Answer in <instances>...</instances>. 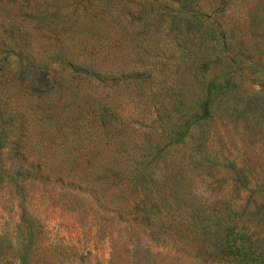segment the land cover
Here are the masks:
<instances>
[{"label": "trees", "instance_id": "16d2710c", "mask_svg": "<svg viewBox=\"0 0 264 264\" xmlns=\"http://www.w3.org/2000/svg\"><path fill=\"white\" fill-rule=\"evenodd\" d=\"M234 1L0 0V179L58 169L138 212L174 203L185 228L214 233L208 254L261 261L254 232L231 222L239 211L199 190L204 175L248 188L221 117L264 108L258 9L235 13ZM243 82L259 94L239 101ZM7 146L18 167L3 163Z\"/></svg>", "mask_w": 264, "mask_h": 264}, {"label": "rangeland", "instance_id": "374dc122", "mask_svg": "<svg viewBox=\"0 0 264 264\" xmlns=\"http://www.w3.org/2000/svg\"><path fill=\"white\" fill-rule=\"evenodd\" d=\"M249 6L257 7L261 20L254 37L264 38V0H235L231 8L238 13ZM258 88L243 82L238 100L254 98ZM234 99L231 94L229 100ZM218 110L220 114L222 109ZM238 112L222 113L220 127L226 129L225 147L232 157H238L237 166L248 162L249 189L236 192L223 176L204 175L199 190L207 195L219 191L226 197L232 210L239 211L230 218L235 231L250 228L257 245L264 249V108ZM1 158L14 167L21 162L9 146ZM226 167L229 169V162ZM17 174L22 181L17 184L7 181L5 174L0 179V264H264V258L248 263L215 251L208 254L201 244H211L214 233L198 235L185 228L187 218L178 214L174 203L157 201L143 217L145 212H138L133 204L115 205L110 190L67 184L62 178H78L72 172L21 168ZM224 205L219 209L225 210ZM174 222L183 228L175 227ZM219 249L221 246L216 247Z\"/></svg>", "mask_w": 264, "mask_h": 264}]
</instances>
